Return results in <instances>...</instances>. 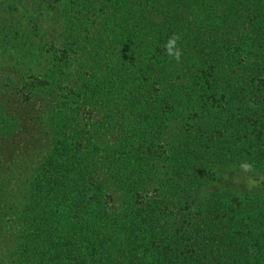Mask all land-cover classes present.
<instances>
[{"label": "trees", "instance_id": "trees-1", "mask_svg": "<svg viewBox=\"0 0 264 264\" xmlns=\"http://www.w3.org/2000/svg\"><path fill=\"white\" fill-rule=\"evenodd\" d=\"M7 51L0 264H264V0H0Z\"/></svg>", "mask_w": 264, "mask_h": 264}, {"label": "rangeland", "instance_id": "rangeland-1", "mask_svg": "<svg viewBox=\"0 0 264 264\" xmlns=\"http://www.w3.org/2000/svg\"><path fill=\"white\" fill-rule=\"evenodd\" d=\"M9 54L12 55L10 51H7L6 54H4L2 59L0 58V63H7L9 59ZM24 81H30L29 78ZM11 224H13L12 220H6V226L12 227ZM86 225L90 226V230L86 229V234L90 237V240L94 243H96L98 246L95 249H92L90 258L92 259H98L101 257V259H107L108 260V251H113L112 247H108V242L105 244V248L100 247L99 243L103 238L108 239V222L107 219L103 221H97L95 215H92L90 217V220L85 223ZM108 241V240H107ZM115 248V247H114ZM116 249V248H115Z\"/></svg>", "mask_w": 264, "mask_h": 264}, {"label": "clouds", "instance_id": "clouds-1", "mask_svg": "<svg viewBox=\"0 0 264 264\" xmlns=\"http://www.w3.org/2000/svg\"><path fill=\"white\" fill-rule=\"evenodd\" d=\"M180 39L179 36L177 35H173L169 38V40L167 41V43L165 44V51L167 53V55H169L170 57L176 58L177 60L179 59L180 55L182 54L180 52V50L176 47L177 41ZM243 168L248 171L251 169V165L249 164H244Z\"/></svg>", "mask_w": 264, "mask_h": 264}]
</instances>
